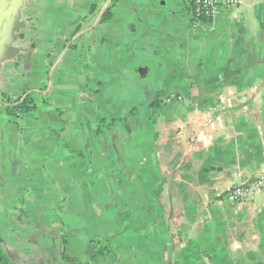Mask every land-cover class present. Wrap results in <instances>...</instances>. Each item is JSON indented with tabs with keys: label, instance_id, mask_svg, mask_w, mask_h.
Returning <instances> with one entry per match:
<instances>
[{
	"label": "crops",
	"instance_id": "1",
	"mask_svg": "<svg viewBox=\"0 0 264 264\" xmlns=\"http://www.w3.org/2000/svg\"><path fill=\"white\" fill-rule=\"evenodd\" d=\"M245 2L201 23L189 0H0L14 264H264V195L226 199L264 173V0Z\"/></svg>",
	"mask_w": 264,
	"mask_h": 264
},
{
	"label": "built area",
	"instance_id": "2",
	"mask_svg": "<svg viewBox=\"0 0 264 264\" xmlns=\"http://www.w3.org/2000/svg\"><path fill=\"white\" fill-rule=\"evenodd\" d=\"M192 16L196 22H211L229 9H240L246 6L245 0H189ZM15 100V99H13ZM181 97H168L165 103L181 102ZM19 113L18 115H20ZM264 195V173L255 179L238 185L228 191L227 201L232 204L246 205L255 202Z\"/></svg>",
	"mask_w": 264,
	"mask_h": 264
},
{
	"label": "trees",
	"instance_id": "3",
	"mask_svg": "<svg viewBox=\"0 0 264 264\" xmlns=\"http://www.w3.org/2000/svg\"><path fill=\"white\" fill-rule=\"evenodd\" d=\"M113 11L112 7L108 8L106 12L104 13L101 22L102 23H109L113 20ZM8 111L12 116H15L16 114H25L28 115L30 113L35 112L37 104H38V98L36 93L31 92L24 96V98H18V99H8ZM94 250L92 252V258L97 259L100 256H106L111 253V249L108 246L107 243L104 242H97L94 243ZM62 260L66 264H72L76 263L77 261L75 259H72L70 257H67L65 254L62 256ZM0 264H14L9 257H7L1 250H0ZM175 264H198L196 259L192 254H186L181 259L177 260Z\"/></svg>",
	"mask_w": 264,
	"mask_h": 264
}]
</instances>
